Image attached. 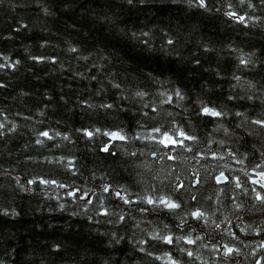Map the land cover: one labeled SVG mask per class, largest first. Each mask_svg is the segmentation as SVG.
Masks as SVG:
<instances>
[{"label":"clouds","instance_id":"obj_1","mask_svg":"<svg viewBox=\"0 0 264 264\" xmlns=\"http://www.w3.org/2000/svg\"><path fill=\"white\" fill-rule=\"evenodd\" d=\"M155 2L22 0L14 4L8 0L13 9H38L31 26L22 18L16 29L37 35L22 41L18 49L0 50V75L9 77L0 81V89H8L11 74H17L19 90L10 101L32 113L8 112V105L0 106V139L10 133L24 135L20 130L25 128L31 133L24 148L35 149L39 155L26 157L36 165L26 171V184L42 186V194L56 202L55 208L49 206L50 213H66L73 219L61 223L47 218L29 223L22 232L20 211L0 200V216L6 218L0 221V264H124L125 260L132 264H233L221 251L226 247L235 250V264L264 260V240L234 238L232 227L244 236H259L264 218L245 222L244 217L264 209L235 185L225 189L213 179L222 171L234 178V173L246 174L247 165L244 162L229 171L230 162L201 164L199 159L212 144L224 148L236 135L235 129L247 132L251 121L264 117V42L259 39L264 37V0H162L176 6L175 11L169 10L168 23L152 19L156 12L150 13L147 22L130 24L122 15L104 11ZM211 23H223L230 30L211 33ZM94 29L98 34H93ZM15 39L11 34L0 35V42ZM14 51L21 56L14 58ZM29 62L49 66V72H70L74 80L87 81L88 86L77 88L74 100L61 89L63 105L53 120L47 113L57 111L55 104H42L39 97L31 103L25 99L35 96L21 80L33 72ZM221 89H226V95L217 96ZM42 96L53 100L50 91ZM257 101L260 107L250 115L253 109L246 105ZM228 102L239 106L230 108ZM205 107L222 113L212 130L229 139L204 142L198 138L190 145L191 151H180L178 167L166 166L162 155L156 159L159 148L135 147L137 140L152 142L155 129L163 130L165 125L172 133L185 129L182 121L189 127H194V119L205 121ZM16 116L25 123L17 122ZM231 117L239 118L233 128L226 123ZM42 132H48L51 139ZM114 132L126 136V143L113 144L109 137ZM108 144H113L110 152L115 155L102 151ZM229 150L216 152L227 156ZM138 153L156 160L158 167L147 159L125 162ZM194 174L203 177L198 187H192ZM15 182L25 189L21 176ZM195 211L201 213L197 218L192 215ZM168 237L174 239L172 246L165 244ZM186 240L195 244L190 246ZM126 245L141 255L133 260Z\"/></svg>","mask_w":264,"mask_h":264},{"label":"trees","instance_id":"obj_2","mask_svg":"<svg viewBox=\"0 0 264 264\" xmlns=\"http://www.w3.org/2000/svg\"><path fill=\"white\" fill-rule=\"evenodd\" d=\"M22 0H12L14 4H20ZM87 2V0H86ZM113 4L116 3V0H111ZM176 6L171 5L167 2H162V0H156L153 4H148L144 6H139L132 8V7H119L116 6L111 9H104V11L108 12L109 14L115 12L117 14L122 15L125 19L128 20L130 24H139L141 21H149L150 13L156 12L157 16L153 17L152 19L155 20H164L165 23L170 22L171 17L168 15L169 10L175 11ZM38 9L35 7H16L13 9L8 0H5L4 3H0V35H8L11 34L16 39L14 41H2L0 42V50L8 49L9 47L14 46L15 48H19V44L24 40H33L35 39L37 32L34 31L33 33H28L27 29H22V31L17 32L16 29L21 27L20 21L23 18L26 22L31 23L36 20V14ZM60 20L68 19L67 17H60ZM225 30H230L227 28V25L223 23L219 24L211 23L209 25V31L211 33L216 32H223ZM93 34H98L97 30H93ZM262 42H264V37L259 38ZM54 54V53H49ZM159 55V54H157ZM21 56L20 51H14L13 57L16 58ZM29 64L33 65V72L32 73H25L24 76L21 77V80L26 81L25 90L26 91H33L35 93L34 97L25 98L27 102L31 103L35 97L40 98V102L48 103V104H55L57 111L53 112L52 109L48 110V117L52 118L53 120L57 117L58 112L61 110V106L63 105V101L59 100V96L62 94L61 89L64 92L73 95V100L75 99V90L80 87H87V81H78L74 80L71 77L70 72L59 73L56 72H49V66L44 64L36 65L35 62H29ZM55 67V66H50ZM95 72V70H93ZM17 74H11L12 83L10 84L8 89H0V106L8 105V112H12L14 109L16 111H22L24 115H32L30 111L25 108H21L18 105H15L10 101V96L14 94L16 91L19 90L20 81L15 79ZM40 76L41 79H35V76ZM9 77H5L0 75V81H6ZM223 83V82H221ZM71 85V87H69ZM93 87L95 86V82L93 81ZM50 91L53 94V100L48 101L43 99V92ZM221 93L226 95V89H221L220 92L217 93L219 96ZM5 95H8V99L5 98ZM86 95V94H85ZM67 99V97H66ZM240 104H244V102H240ZM230 108L238 107L235 102H228ZM251 107L253 111L249 114L253 115L255 110L260 107L259 102H254L253 104L246 105ZM243 110V108H241ZM7 114V113H6ZM17 122L25 123V121L20 116L14 117ZM66 118V117H65ZM78 118V117H77ZM162 119H164L162 117ZM170 119V118H169ZM239 118L231 117L226 123L229 125L230 128H233L237 123ZM185 125V130L190 132L191 134H195L201 141L206 142L208 139L215 138V139H229L225 137L222 132H213L214 121L211 118H206L205 121H199L198 119H194V127H189L186 121H182ZM56 127H61V130H65L62 126L54 125ZM41 128L47 127V125H41ZM151 127V125H150ZM167 125H165V129H167ZM131 131V126L129 128ZM20 131L24 132V135H20L18 133H10L7 134L3 139H0V200L5 201L9 205H14L18 211L21 213V217L19 218V222L22 225L21 231L24 232L27 230V225L29 223H36V222H43L44 219L52 218L53 220H59L61 223L65 219H73L68 217L66 213H59V212H49L48 208L51 206L55 208L56 202L54 200H48L42 194V186L36 185H27L26 181L28 176L25 174L26 171L32 167H36V165H32L30 161L26 160V157L31 155H39L35 149H25L24 144L31 140V133L25 128L21 129ZM236 135L233 136L228 144L224 146V148H220L218 144H212L211 150L212 151H219L223 152L231 149H236L240 153H247L248 160L245 161V164L248 165L249 160L255 162L259 160V151L257 148L261 149L264 147L262 145L259 137L249 136L247 132L243 129L237 128L235 129ZM51 143V142H50ZM119 143V142H117ZM194 145V144H192ZM255 145V147H254ZM136 148H143L145 150L151 149L155 150L157 148L160 151L157 154L156 159H159V156L164 153L168 152L169 149L162 148L160 145L155 144L153 142H141L139 140L135 141ZM198 150L197 147L194 146V152ZM177 151H182L178 149ZM193 153H185V155H193ZM175 154V153H173ZM119 152H117V156H119ZM115 159V157H113ZM147 159V162L152 164L153 166L156 165V160L151 157L145 158L141 156L139 153L137 157H128L126 161L136 160L137 162L144 161ZM230 159V158H229ZM166 166H173L178 167L180 162L176 161L175 163L165 159L162 161ZM194 163V162H193ZM216 161L206 160L201 161V164H212L215 165ZM223 163V161H220ZM234 168H238L239 165H233ZM228 175H232L226 172ZM235 175H240L241 179H245L240 173H234ZM19 175L21 176V183L25 184V189H21L16 185L15 177ZM82 183V181H80ZM223 186V185H220ZM251 187V185H249ZM31 189V191H27L26 189ZM243 199V197H242ZM39 209V211H37ZM264 218V210L260 212H253L246 214L244 219L245 222H251L253 220H259ZM5 217L0 216V221L5 220ZM233 230L238 233L241 239L243 240H259L261 236H244L240 233L239 229L233 226ZM131 249L130 245L125 246V251H128L129 256L132 257L134 260L136 257L140 256V253L135 252L134 250L129 251ZM121 259H124V253H121ZM223 258L221 257L220 260ZM124 264H132L131 260H125ZM219 264V261H218Z\"/></svg>","mask_w":264,"mask_h":264},{"label":"snow or ice","instance_id":"obj_3","mask_svg":"<svg viewBox=\"0 0 264 264\" xmlns=\"http://www.w3.org/2000/svg\"><path fill=\"white\" fill-rule=\"evenodd\" d=\"M0 87H3V85H0ZM203 114L211 118V120L220 122L222 120V113L219 111H216L212 108L205 107L202 109ZM247 121L244 122L245 126L247 125ZM252 127L247 130V134L249 136L253 137H259L262 145H264V117L259 118L257 120L251 121ZM87 136H91L92 134L90 132L84 133ZM42 135L47 138L51 139V136L48 132H42ZM109 139L113 142V144L119 143H126L127 138L126 136L122 135L119 132H114L111 134ZM137 139H139L137 137ZM198 137L191 134L190 132L186 131L185 129L179 131V132H168L167 129H155L154 136L152 142L155 144L160 145L162 148L169 149L168 152H164L161 155L164 156L167 160L176 162L179 158L180 150H186L191 151L190 145L196 143ZM113 144L106 145L102 151L105 153H110L112 155H115V152H110V149L113 147ZM173 149L176 150L173 154ZM227 153V156L220 155L216 151L209 150L207 153L201 152L199 159L200 161H225L230 162L229 171L232 170L233 165H241L246 160H248V155H244L240 153L236 149H231ZM230 158V159H229ZM248 171L246 174H242V176L245 177V179H241L240 175H237L235 178L231 175L226 174V172H220L213 176V179L217 185H223V187L226 189L229 185H235L236 190L241 193L245 197H251L255 202L256 205L259 206L261 209H264V147L259 149V160L258 161H251L249 160L247 165ZM211 171H215V168H211ZM203 179L202 176H199L197 174L193 175V180L195 183L192 185V187H198L201 180ZM251 185V187H249ZM180 189H183L184 184L180 183L178 185ZM110 192L111 190L108 189ZM117 198H119V193H117ZM195 200V197H193ZM232 199H236L235 196L232 197ZM151 203V202H150ZM167 203V202H165ZM169 208L175 207L174 204H168ZM194 218H197L201 215L199 211H195L192 213ZM235 226V225H233ZM232 226V227H233ZM236 227V226H235ZM261 228L264 229V223L261 224ZM259 236H261V239L264 240V231H261L258 233ZM239 237L238 233H234V238ZM186 244L188 245H194V240H186ZM166 246H172L174 244V239L172 237H168L165 240ZM264 247V245H262ZM223 251L224 257L232 258L233 264H235V250L231 247H226L221 249ZM189 256H191V253H188ZM258 264H264V260H260Z\"/></svg>","mask_w":264,"mask_h":264}]
</instances>
